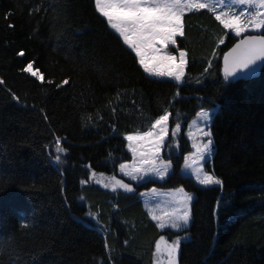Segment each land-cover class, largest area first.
<instances>
[{"label": "trees", "instance_id": "16d2710c", "mask_svg": "<svg viewBox=\"0 0 264 264\" xmlns=\"http://www.w3.org/2000/svg\"><path fill=\"white\" fill-rule=\"evenodd\" d=\"M226 32L206 11L186 14L179 83L143 73L94 0H0V264H151L155 240L174 232L156 227L136 193L96 179L121 178L124 136L149 129L164 109L173 113L170 138L177 112L182 124L167 153L171 174L136 189L194 193L178 264H264V64L256 76L226 83L223 53L236 40ZM29 62L43 81L22 70ZM201 105L215 106L206 169L222 187L179 173L189 149L184 130ZM57 137L67 149L59 164Z\"/></svg>", "mask_w": 264, "mask_h": 264}, {"label": "snow or ice", "instance_id": "6c2138e0", "mask_svg": "<svg viewBox=\"0 0 264 264\" xmlns=\"http://www.w3.org/2000/svg\"><path fill=\"white\" fill-rule=\"evenodd\" d=\"M94 9L106 20L110 29L118 34L123 44L135 54L143 73L149 77L184 82L188 53L183 48L174 46L177 45V37L185 35L186 14L202 11L214 16L223 29L227 30L225 35H231L233 39L239 38L229 51L223 53V75L226 83L254 76L256 72L254 66L258 62H264V0H94ZM33 11H40V7L37 6ZM8 26L13 27L11 24ZM219 43L224 44V39L221 38ZM18 55L24 56L25 53L20 51ZM211 67L209 61L204 72H208ZM22 70L29 72L38 80H44L39 68L33 70V62L27 63ZM5 83L6 81L0 78V85ZM48 83L52 84L53 81L49 80ZM61 83L66 85L69 81L64 79ZM60 86L61 84L56 85ZM12 95L14 100L19 101V97L14 93ZM179 97L180 91H177L175 98ZM163 113L154 120L147 131L124 136L128 141L127 148L131 153L132 163H120L119 170L128 177L129 182L125 183L123 179L112 177L111 183L103 184L104 188L111 187L113 192L123 189L125 193H133L131 181L147 183L153 177L163 181L171 174V155L165 159L161 156V151L165 148L171 151L173 140L179 136L182 124L177 112L170 138L169 120L173 113L167 109H164ZM195 116L196 118L187 125V139L191 140V150L183 156L184 168L181 171L190 170L189 178H194L195 184L200 186L222 187L223 180L216 176L214 171L205 169L214 147L210 123L212 114L201 105ZM60 143L61 140L57 137L58 154L55 156V162L58 164L62 162L59 153L67 151L60 147ZM92 176L95 177L96 173L93 172ZM86 183V180H80L81 185ZM150 191L153 196L158 195L156 188ZM146 195L147 193H140L142 197ZM168 196L169 199L164 202L161 214H156L152 209H149L148 213L157 228L176 230L167 238L161 234L155 240L153 254L155 264H178L182 240L190 239L187 235L181 237L179 232H187L189 228L193 218L192 201L195 197L183 187L168 193ZM156 207L160 208V204L157 203ZM219 207L218 203L217 212ZM89 215L93 214L90 212ZM93 219L96 217L93 216ZM128 243V240L124 241L125 245ZM105 247H108L107 241Z\"/></svg>", "mask_w": 264, "mask_h": 264}, {"label": "rangeland", "instance_id": "374dc122", "mask_svg": "<svg viewBox=\"0 0 264 264\" xmlns=\"http://www.w3.org/2000/svg\"><path fill=\"white\" fill-rule=\"evenodd\" d=\"M174 47H176V46H174ZM171 50V49H170ZM206 110H209L210 112H212V110L214 109V107H210V108H205ZM164 114V113H163ZM196 118V116L194 115L190 120H189V123H191L192 122V120L193 119H195ZM188 125V124H187ZM187 125H186V127H185V134H186V137H187V132H188V127H187ZM193 130L195 131V127L193 128ZM132 134H135V133H132ZM189 141V150L188 151H190L191 150V140H188ZM127 144H128V141L126 140V149H127V151H128V148H127ZM173 144H175L174 143V140H173ZM168 150L169 149H167V148H165V149H162V151H161V156L162 157H164L165 159H167L168 157H169V154H167L168 153ZM188 151L184 154V156L185 155H187L188 154ZM170 152H172V149H171V151ZM128 153H129V156H130V159L127 161V162H124V163H126V164H131L132 163V157H131V153L128 151ZM212 156V155H211ZM211 156L210 157H208V163L210 162V158H211ZM181 163H182V165H181V167L179 168V172H181L182 174H184V175H186V176H189V172H190V170H187V171H181V169H183L184 168V161H183V157H182V161H181ZM207 163V164H208ZM207 164L205 165V169H206V166H207ZM206 171H208L207 169H206ZM118 174L120 175V176H122L125 180H127V181H129V179H128V177H126V176H124L123 175V173H121L120 172V170H119V168H118ZM111 176L109 177V176H99V177H97V179H96V181H100V183H98L99 185H101V186H103V184L105 183V182H107V183H111ZM192 179V181L194 182V178H191ZM160 179L158 178V177H153L152 178V180L150 181V182H160L159 181ZM150 182H148V183H150ZM137 183H141V182H139V181H131V184H137ZM195 183V182H194ZM180 187H182V186H177V187H173V188H168V189H161V188H156V187H150V188H148V189H146V190H143L141 193H147V195L146 196H144V197H140L141 198V200H142V202H143V205H144V207H145V209H146V212L147 213H149V209H152V210H154L155 212H156V214H161V209L164 207V202L166 201V200H168L169 199V196H168V193H171V192H173L175 189H177V188H180ZM109 188H111V187H109ZM152 188H156L157 190H158V195H156V196H153V194L151 193V189ZM186 191V190H185ZM186 192H188V191H186ZM188 193H190V194H192L193 196H194V194L192 193V192H188ZM157 203H159L160 204V208H157L156 207V204ZM149 215V214H148ZM150 216V215H149ZM151 218V217H150ZM155 223V222H154ZM171 231H176V230H171ZM154 251H155V248H154ZM151 264H155V258H154V255H153V259H152V263Z\"/></svg>", "mask_w": 264, "mask_h": 264}, {"label": "water", "instance_id": "95a60500", "mask_svg": "<svg viewBox=\"0 0 264 264\" xmlns=\"http://www.w3.org/2000/svg\"><path fill=\"white\" fill-rule=\"evenodd\" d=\"M238 41H239V39L235 43H237ZM235 43L227 51H229L235 45ZM263 64H264V62H258V64L256 66H254L256 68V72H255L254 76H256L258 74V72L261 69ZM254 76H252V77H254Z\"/></svg>", "mask_w": 264, "mask_h": 264}]
</instances>
